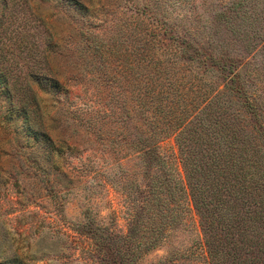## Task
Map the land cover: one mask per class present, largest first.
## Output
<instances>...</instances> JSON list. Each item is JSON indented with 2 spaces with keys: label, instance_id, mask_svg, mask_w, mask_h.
<instances>
[{
  "label": "rangeland",
  "instance_id": "rangeland-1",
  "mask_svg": "<svg viewBox=\"0 0 264 264\" xmlns=\"http://www.w3.org/2000/svg\"><path fill=\"white\" fill-rule=\"evenodd\" d=\"M70 1L0 0V264H213L178 131L258 140L264 0Z\"/></svg>",
  "mask_w": 264,
  "mask_h": 264
},
{
  "label": "trees",
  "instance_id": "trees-1",
  "mask_svg": "<svg viewBox=\"0 0 264 264\" xmlns=\"http://www.w3.org/2000/svg\"><path fill=\"white\" fill-rule=\"evenodd\" d=\"M236 81L239 82V77ZM236 81L235 76L231 77L225 88L229 94L242 101L241 107L251 119L258 140L256 136L248 141L247 135H238L231 121L221 124L220 117H216V121L209 124L218 135L219 127L223 129L217 141L208 144L207 140L202 139L203 142H199L201 137L196 135L193 138L192 134L196 133L197 127L188 124L180 128L178 139L189 166L188 178L193 181L190 189L194 208L202 221L204 233L208 235L206 244L210 262L264 264V122L259 121L262 117L255 101L249 99L250 95L235 84ZM8 83L6 77L0 75V84L7 86ZM38 84L50 87L52 92L57 87V83L51 79H38ZM4 93L13 104L9 91L6 89ZM36 101L35 95L30 92L27 100L30 108L28 111L33 110L37 116ZM28 111L23 107L21 112L27 122ZM235 119L239 122L238 117ZM197 125H203L202 120ZM190 140L198 147L205 143L206 152L192 154L187 143ZM223 232L226 238L227 235L231 238L227 242V245H231L230 250L226 249V243L221 242L217 235ZM154 241L145 248H151L149 245L155 244Z\"/></svg>",
  "mask_w": 264,
  "mask_h": 264
}]
</instances>
